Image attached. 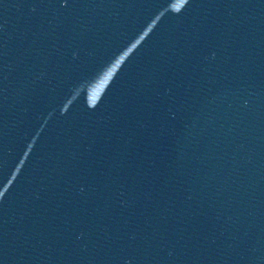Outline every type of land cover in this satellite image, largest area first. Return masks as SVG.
<instances>
[{
	"label": "water",
	"instance_id": "water-1",
	"mask_svg": "<svg viewBox=\"0 0 264 264\" xmlns=\"http://www.w3.org/2000/svg\"><path fill=\"white\" fill-rule=\"evenodd\" d=\"M264 264V263H263Z\"/></svg>",
	"mask_w": 264,
	"mask_h": 264
}]
</instances>
